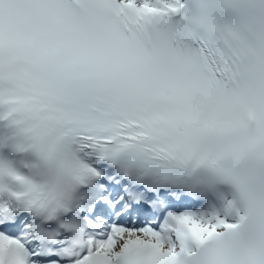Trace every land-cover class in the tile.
<instances>
[{"label": "snow or ice", "instance_id": "snow-or-ice-1", "mask_svg": "<svg viewBox=\"0 0 264 264\" xmlns=\"http://www.w3.org/2000/svg\"><path fill=\"white\" fill-rule=\"evenodd\" d=\"M0 264H264V0H0Z\"/></svg>", "mask_w": 264, "mask_h": 264}, {"label": "clouds", "instance_id": "clouds-1", "mask_svg": "<svg viewBox=\"0 0 264 264\" xmlns=\"http://www.w3.org/2000/svg\"><path fill=\"white\" fill-rule=\"evenodd\" d=\"M29 159H31V157H29ZM23 171L26 174H31L29 172L28 169H23ZM45 175H46V179H48L50 182L55 183V184H59L61 186H67L71 183V178L67 175H61L57 172V170L52 167L49 166L46 170H45ZM221 186L225 189L229 188L230 185L228 184L227 180H222L221 181ZM43 213H41L42 215ZM221 215H223V210H221Z\"/></svg>", "mask_w": 264, "mask_h": 264}]
</instances>
